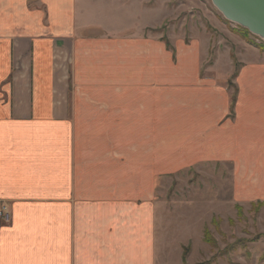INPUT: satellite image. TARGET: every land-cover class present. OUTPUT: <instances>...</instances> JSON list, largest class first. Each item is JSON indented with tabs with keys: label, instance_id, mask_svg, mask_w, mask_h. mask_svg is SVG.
<instances>
[{
	"label": "rangeland",
	"instance_id": "374dc122",
	"mask_svg": "<svg viewBox=\"0 0 264 264\" xmlns=\"http://www.w3.org/2000/svg\"><path fill=\"white\" fill-rule=\"evenodd\" d=\"M144 2L131 0L133 17L120 34L79 33L57 50L55 86L65 91L70 78L73 136L89 155L86 180L78 185L89 183L93 200L103 188L123 200L137 196L133 202L153 212L155 264H264V189L251 188L253 172L243 178L241 164L224 161V146H209V133L181 150V82L189 85L197 75L213 89L216 81L232 93V109L237 58L264 56V41L225 18L212 0ZM102 84L109 87L92 92ZM215 91L201 95L212 98ZM56 101L66 102L64 95ZM243 159L256 173L258 164ZM3 202L10 216L0 225H10L12 207Z\"/></svg>",
	"mask_w": 264,
	"mask_h": 264
},
{
	"label": "crops",
	"instance_id": "0c3cea01",
	"mask_svg": "<svg viewBox=\"0 0 264 264\" xmlns=\"http://www.w3.org/2000/svg\"><path fill=\"white\" fill-rule=\"evenodd\" d=\"M130 4L0 0V199L8 200L13 212L12 223L0 225V264H155L153 212L134 203L137 196L123 200L103 188L93 200L89 183L78 185L86 180L89 155L73 136L77 112L69 100L76 91L70 78L65 91L55 86L57 50L79 33L99 39L120 34L117 29L133 17ZM257 53L237 58L232 109V93L216 81L213 89L209 80L207 86L196 81L197 75L189 85L181 82V150L209 133V146H224V161L241 164L243 178L253 172L251 188L264 189V56ZM153 55L147 47L146 59ZM63 61L69 67V60ZM208 91L215 96L201 95ZM63 95L66 102L57 103ZM83 97L98 106L90 100L94 96ZM244 157L258 164L256 173Z\"/></svg>",
	"mask_w": 264,
	"mask_h": 264
},
{
	"label": "water",
	"instance_id": "95a60500",
	"mask_svg": "<svg viewBox=\"0 0 264 264\" xmlns=\"http://www.w3.org/2000/svg\"><path fill=\"white\" fill-rule=\"evenodd\" d=\"M228 20L264 39V0H212Z\"/></svg>",
	"mask_w": 264,
	"mask_h": 264
},
{
	"label": "built area",
	"instance_id": "2783aa9c",
	"mask_svg": "<svg viewBox=\"0 0 264 264\" xmlns=\"http://www.w3.org/2000/svg\"><path fill=\"white\" fill-rule=\"evenodd\" d=\"M9 211H10V209H9L7 203H5V202L0 203V221H3V220H1L2 218H4L7 221V218L10 216Z\"/></svg>",
	"mask_w": 264,
	"mask_h": 264
}]
</instances>
